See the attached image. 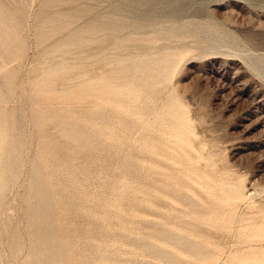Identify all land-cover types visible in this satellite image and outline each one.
Segmentation results:
<instances>
[{
	"label": "rangeland",
	"instance_id": "374dc122",
	"mask_svg": "<svg viewBox=\"0 0 264 264\" xmlns=\"http://www.w3.org/2000/svg\"><path fill=\"white\" fill-rule=\"evenodd\" d=\"M0 48L2 264L264 252V0H0ZM51 64L90 78L34 92Z\"/></svg>",
	"mask_w": 264,
	"mask_h": 264
},
{
	"label": "bare ground",
	"instance_id": "6f19581e",
	"mask_svg": "<svg viewBox=\"0 0 264 264\" xmlns=\"http://www.w3.org/2000/svg\"><path fill=\"white\" fill-rule=\"evenodd\" d=\"M33 0H26L28 7H31V3ZM37 2V1H36ZM63 2V1H62ZM50 4H57L60 5L61 4V0H42V7H46L49 6ZM64 4V3H62ZM19 5V4H18ZM36 10V9H35ZM43 10V9H42ZM86 10V9H85ZM84 11V10H83ZM32 12V11H30ZM29 12V13H30ZM15 15V14H14ZM24 15V14H23ZM27 15V14H26ZM76 15V14H75ZM12 17V16H11ZM36 17V16H35ZM55 17V16H54ZM57 17V16H56ZM83 17V16H82ZM10 18V15L7 14L6 19ZM41 16H37L36 19L40 20ZM33 20V19H32ZM41 21V20H40ZM94 22V21H93ZM37 24V23H35ZM34 24V25H35ZM148 26V25H147ZM40 27V26H39ZM47 27V26H46ZM33 28V27H32ZM160 29V28H159ZM34 30V29H33ZM84 30V29H83ZM30 31V30H29ZM34 32V31H33ZM86 32V31H85ZM140 32V31H139ZM14 33V32H12ZM99 31L95 30L94 32L91 33V37H96L99 36ZM14 35V34H13ZM12 35V36H13ZM114 35V34H113ZM83 36L82 33H77V32H73L71 33V35L69 36L68 40H66V43L68 45H75L76 42L73 38L75 37H81ZM21 43V42H20ZM25 43V42H24ZM27 44V43H26ZM79 44V43H78ZM143 45V44H142ZM79 46V45H78ZM21 47V46H20ZM26 48V47H25ZM79 48V47H78ZM1 50V48H0ZM4 52V51H3ZM6 52V51H5ZM2 53V51L0 52V54ZM3 55V54H2ZM21 54L19 53V51H15V50H11L8 49L7 54L4 56V62L5 64H9L12 60H19ZM55 56V55H54ZM0 57H2L0 55ZM49 58V57H48ZM47 58V59H48ZM63 59V58H62ZM44 60V59H43ZM51 60V59H50ZM41 61V60H40ZM60 61V60H59ZM47 62V61H46ZM51 62V61H50ZM45 63V62H44ZM42 64V63H41ZM40 64V65H41ZM22 65V63H20V66ZM18 67V66H17ZM60 65L59 64H51L49 66H45L43 67V75L38 77L36 80H34L32 82L33 87L35 86L34 92H41V91H60L61 93L64 92H68L69 89L73 86H75L76 84L79 83H83V82H87L89 80V76L86 73H70L69 75H65V77H60L56 75V72L58 71ZM38 71V70H37ZM11 71L7 72V74H5V76H1L2 78H0V92L3 90L2 88L5 87L4 85L8 82V78L10 77ZM16 75V73H15ZM4 78V79H3ZM11 80V79H10ZM15 81V80H14ZM11 83V82H10ZM15 83V82H14ZM93 85L97 88V89H104L106 87V85L102 82V81H94ZM28 87V86H27ZM6 89V87H5ZM12 89V88H11ZM24 88H22L23 91ZM39 89V90H38ZM7 90V89H6ZM30 90V89H29ZM4 92V90H3ZM6 92V91H5ZM25 92V91H24ZM10 93V92H9ZM31 93V90L29 92V94ZM1 94V93H0ZM8 96V92L6 93ZM25 93H23L24 95ZM13 95V94H12ZM31 95V94H30ZM11 96V94L9 95ZM32 96V95H31ZM4 97V96H3ZM6 98V97H5ZM10 98V97H9ZM24 98V97H23ZM27 98V97H26ZM4 99V98H3ZM11 99V98H10ZM12 100V99H11ZM29 100V99H28ZM9 102V101H8ZM9 104V103H7ZM17 112V111H16ZM5 115V111L4 109H0V119L1 117ZM19 115V113H18ZM20 117V116H19ZM10 120V119H9ZM7 120V121H9ZM6 121V120H5ZM6 121V122H7ZM20 121V120H19ZM4 122V121H3ZM11 122V121H10ZM28 122V121H27ZM15 123V122H14ZM19 123V122H18ZM5 126V124H4ZM9 126V125H8ZM21 127V126H20ZM25 127V126H24ZM5 128H3L4 130ZM19 129V128H18ZM23 129V128H22ZM8 131V130H7ZM22 131V130H21ZM12 132V131H11ZM15 132V131H14ZM13 132V134H14ZM17 132V131H16ZM23 133H25L24 131H22ZM28 132V131H27ZM6 133V132H5ZM2 130L0 131V149L2 148V141L1 138H4L7 141V145H12L14 141H9L7 140V136ZM20 133V131H19ZM12 135V133H10ZM30 134V133H29ZM22 135V133H21ZM24 135V134H23ZM22 135V136H23ZM19 136V135H18ZM21 136V137H22ZM14 137V136H13ZM10 138V137H9ZM20 138V137H19ZM14 140V138H12ZM11 139V140H12ZM20 140V139H19ZM16 141V140H15ZM24 141V140H21ZM27 141V140H26ZM12 143V144H11ZM19 145V144H18ZM25 145V144H24ZM17 146V144H16ZM18 147V146H17ZM8 148V147H7ZM19 150V147H18ZM9 152V150H8ZM19 152V151H18ZM7 156V155H6ZM19 156V154H18ZM3 159V158H2ZM22 160V159H21ZM36 160V159H35ZM26 163V162H25ZM36 164V163H35ZM6 166V165H5ZM2 168V165H1ZM22 168V167H21ZM16 170V168H15ZM21 171V170H20ZM22 173V172H20ZM34 177V176H33ZM12 187V186H11ZM1 189V188H0ZM26 193V192H25ZM254 195L252 194L251 197H253ZM49 197V196H47ZM47 200V199H46ZM48 201V200H47ZM1 205V204H0ZM230 205L233 207L234 204ZM136 212V211H135ZM224 216V215H223ZM223 216H221L220 218H222ZM219 218V220H220ZM3 220V219H2ZM218 219L216 220L218 225L221 226L222 230H225L227 227L224 225L223 222H220ZM11 222V221H10ZM253 224V223H252ZM252 224H250V226H248L246 228L245 231V235H246V241L249 242L251 240V235H250V230L252 227ZM1 225V224H0ZM9 225V224H8ZM2 230V229H1ZM13 230V229H12ZM20 232V231H19ZM257 232H258V236L262 237L264 236V225H261L260 227L257 228ZM52 234V233H51ZM16 242V241H15ZM15 244V243H14ZM216 246L217 248L220 250V254L219 255H224L225 254V248H226V244H224L221 240L216 242ZM231 247V246H230ZM12 249V247H11ZM18 250V249H17ZM4 251V250H3ZM6 252V251H5ZM12 253V252H11ZM4 255V254H3ZM8 259V258H7ZM26 259V258H25ZM229 263L226 264H264V252L259 254L255 252V249L250 248L247 251H236L233 252L229 255ZM0 264H2V260H1V256H0Z\"/></svg>",
	"mask_w": 264,
	"mask_h": 264
}]
</instances>
